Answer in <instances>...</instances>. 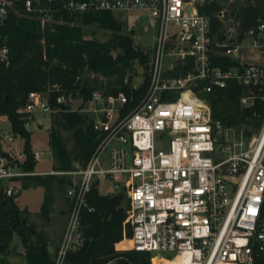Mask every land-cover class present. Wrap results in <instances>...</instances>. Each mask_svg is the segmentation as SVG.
I'll return each instance as SVG.
<instances>
[{"label":"built area","instance_id":"obj_1","mask_svg":"<svg viewBox=\"0 0 264 264\" xmlns=\"http://www.w3.org/2000/svg\"><path fill=\"white\" fill-rule=\"evenodd\" d=\"M203 1L0 0V62L6 65L11 58L3 27L11 15L33 19L41 29L65 15L97 12H146L154 21L153 40L142 47L149 63L146 91L132 108L124 92L94 91L80 109L102 134L93 155L85 166L44 172L70 176L71 205L54 264H65L66 253L83 245L81 211L94 209L86 195L101 175L117 190L127 189L130 248L171 252L175 264L264 260V112L251 111L262 121L247 135L241 126L212 117L199 95L232 81L246 88L241 106L264 100V18L241 31L239 22L222 18L219 10L223 24L215 32L201 10ZM245 49L253 56H245ZM217 53L237 63L222 66L215 62ZM66 101L72 103L64 94L56 97L57 103ZM37 108L49 116L57 110L48 91H30L19 109L27 129ZM32 154L35 161L46 154L54 159L50 148ZM16 155L23 157L21 151ZM14 158L0 152V180L3 193L18 199L20 180L39 172L22 169Z\"/></svg>","mask_w":264,"mask_h":264},{"label":"trees","instance_id":"obj_2","mask_svg":"<svg viewBox=\"0 0 264 264\" xmlns=\"http://www.w3.org/2000/svg\"><path fill=\"white\" fill-rule=\"evenodd\" d=\"M207 3L201 10L209 15L213 30L217 32L223 24L216 15L221 6L212 0ZM230 3L227 15L239 22L241 31L255 24L259 17L264 18V0H235ZM63 20L41 29L33 19L11 15L3 27L11 61L8 65L0 62V115L7 116L13 134L22 138V159L11 157L24 170H34L36 164L30 131L24 126V114L18 111L30 91H48L49 103L57 107L49 117V147L54 156L53 168L69 170L76 163L85 166L102 138V134L94 129L92 116L80 110L91 99L92 93L100 90L115 96L124 92L129 98L127 106L132 108L147 89L150 77L147 54L134 45L133 38L123 30V23L116 19L113 12L80 14L76 17L65 15ZM87 24L110 30L108 37L99 39L86 35L84 26ZM214 58L222 66L237 63L218 53ZM136 65L144 71L141 83L134 87ZM245 90L242 85L229 81L225 87L199 92V95L209 102L212 117L220 119L226 126H243L247 122L261 120L251 115L252 110L261 115L264 112L262 99H257L250 107L241 106L239 98ZM60 94L71 101L80 99V105L75 107L72 103H57L56 97ZM61 130L70 132L71 145ZM23 178L24 186L34 179L36 184L44 187L40 206L43 222L37 225L31 221L28 210L20 207L14 196L3 193L4 184L0 180V252L9 247L13 235H16L24 248L26 264H54L56 252L50 251L48 246L51 240L48 225L51 221L49 212L54 200V184L66 186L70 180L57 174L25 175ZM92 185L86 201L94 209L88 210L86 207L81 211L83 245L69 250L64 263L150 264L153 254L148 251L124 245L116 248L119 241L132 234L127 217L129 203L124 199V193H100L97 185ZM254 264H264V260L257 256Z\"/></svg>","mask_w":264,"mask_h":264},{"label":"rangeland","instance_id":"obj_3","mask_svg":"<svg viewBox=\"0 0 264 264\" xmlns=\"http://www.w3.org/2000/svg\"><path fill=\"white\" fill-rule=\"evenodd\" d=\"M209 0H204L203 7L204 5L208 4ZM214 3H217L218 5L221 6L219 10L222 11V18H228L231 19L227 13L230 11L229 5L231 4L230 2L235 1V0H212ZM114 16L116 19H118L120 22L123 23V30L127 31L130 34V30L133 29L134 32L131 34L134 40V45L137 48L142 49L143 46L146 45V43H150L153 40V23L154 21L150 17L149 14L146 12H139V11H129L127 13L124 12H115ZM232 20V19H231ZM84 31L85 34L88 36H94L99 39H105L108 37V34L110 30L100 27L98 25H85L84 26ZM245 56L252 57L254 53L250 52L249 50L245 49ZM142 67L136 65L135 71H134V76H135V86H138L140 82V78L142 77L143 73ZM93 75V74H92ZM143 95V94H142ZM141 95V96H142ZM140 96V97H141ZM139 97V98H140ZM138 98V99H139ZM80 99H74L73 104L74 106H79L80 105ZM86 104V103H85ZM88 104V103H87ZM86 104V105H87ZM23 105H21L18 108L21 109ZM33 118L30 121L31 124L29 125L28 129L31 131L30 133V138H31V144L33 150H48L49 147V138H48V131L50 127V121H49V114L47 112H44L42 109H35L34 112L32 113ZM261 120H253V122H247L243 126H241L244 129V132L247 133V135L255 133V131L258 130L260 126ZM39 124H42V127H39ZM61 133L63 134L64 137H66L68 144L71 145V137H70V132L61 130ZM9 135V130L3 128L1 135H0V143L4 144L5 150L3 151L5 155L9 156H17L16 152L21 150V144H22V138L16 136L18 138V148L16 149L12 144H10V141L6 139V136ZM14 143V142H12ZM104 155L107 154L106 151H103ZM53 167V162L50 161L49 155H43L38 163H36L34 167V171L36 170H46L49 171ZM57 175H62V174H57ZM66 176L67 175H63ZM69 177V176H68ZM21 185V193L16 199V202L19 204L20 207H24L28 210L29 214V219L31 221H35L37 225L42 224L43 220L41 219V213L40 210H31L29 207L32 209L36 208L39 206V202L42 200L43 193H44V188L41 186H37L39 184H36L34 180H31L26 187L22 185V181H20ZM99 186V191L102 193H115L117 191L116 184L109 178L105 176H99L98 177V184ZM37 186V188H32ZM68 184L65 186L64 184H54V201H56V205L54 206L55 210L57 211H52L51 213V231L50 235L51 237L59 238L62 237L66 223H67V214L63 211H58L60 208L63 207H69L70 199L67 201L65 200V195L66 191L68 189ZM119 191H122L124 193V199L128 200V192L127 189H118ZM68 198V197H67ZM53 201V202H54ZM129 203V200H128ZM29 205V206H28ZM71 205V204H70ZM70 209V207H69ZM13 239L10 242L9 247L3 251L0 252V264H26V259H25V252L24 248L21 245L20 239L18 236L13 235ZM128 238L126 237L123 238L122 242H120L117 246L120 247V245L128 246L129 242L127 241ZM125 248V247H124ZM53 252V251H52ZM165 256L163 255H152L151 262L150 264H171L172 259L169 258V256L172 255V253H164ZM165 260H162V259Z\"/></svg>","mask_w":264,"mask_h":264},{"label":"crops","instance_id":"obj_4","mask_svg":"<svg viewBox=\"0 0 264 264\" xmlns=\"http://www.w3.org/2000/svg\"><path fill=\"white\" fill-rule=\"evenodd\" d=\"M135 85V84H134ZM66 103H71L70 101H66ZM72 105H74L73 104V101H72ZM32 118H33V116H32ZM39 127H42V124H39ZM3 128H5V129H8L9 130V135H7V136H11L12 137V139H8V141H10V144H12V146H14L16 149L18 148V142H17V140H18V138H16V136L13 134V132L11 131V123L9 122V120L7 119V116L5 115V114H2V115H0V135H1V132H2V129ZM30 131V130H29ZM30 133H31V131H30ZM6 136V137H7ZM7 139V138H6ZM12 142H14V143H12ZM22 143H23V141H22ZM21 146H22V144H21ZM32 147V146H31ZM5 150V146H4V144H2V143H0V152H2V151H4ZM32 150H33V148H32ZM19 151H21V150H19ZM16 153H18V151L16 152ZM16 155V154H15ZM38 161L39 160H36V163H38ZM51 162H53L54 163V159L51 161ZM36 165V164H35ZM53 168V167H52ZM54 169V168H53ZM50 170H52V169H50ZM49 170V171H50ZM29 171V170H28ZM30 171H34V170H30ZM37 172H39V173H36V174H41V175H46V174H49V173H44V172H48V171H46V170H36ZM36 171H34V172H36ZM43 172V173H42ZM36 174H33V175H36ZM52 174H54V173H52ZM67 178L70 180V176L68 177L67 176ZM22 179H24V178H22ZM22 179L20 180V181H22ZM32 180H34V179H32ZM35 181V180H34ZM25 183L27 182V179H25V181H24ZM96 185L98 184V178L95 180V182H94ZM38 184V183H37ZM27 186V185H26ZM25 186V187H26ZM37 186H41L40 184L39 185H37ZM37 186H35V187H32V188H37ZM42 187V186H41ZM97 187H98V189H99V186L97 185ZM26 188H29V187H26ZM44 188V187H43ZM118 191L119 190H117L115 193H118ZM100 192V191H99ZM101 193V192H100ZM103 193V192H102ZM44 194V193H43ZM109 194H114V193H109ZM43 198V197H42ZM65 200L67 201L68 200V198H67V195H65ZM42 201V200H41ZM41 201L39 202L40 204H39V206L38 207H36V208H34V209H32L31 207H29L31 210H35V211H37V210H40V206H41ZM54 201V200H53ZM56 201H54L53 202V205L51 206V209H50V212H49V218L51 219V213H52V211H54L55 210V208H54V206L56 205ZM29 206V205H28ZM69 207H70V205H69ZM69 207L67 206V207H63V208H60L58 211H63V212H65L66 214H67V216H68V212H69ZM56 211V210H55ZM57 212V211H56ZM51 221L49 222V225H48V227H49V235H50V231H51V228H50V226H51ZM66 227V226H65ZM63 235V234H62ZM62 238H63V236L62 237H59V238H53V237H51V235H50V242H49V250L50 251H53V252H56V250H57V248L59 247V245H60V243H61V241H62ZM123 240V239H122ZM122 240L121 241H119V242H122ZM119 243H117L116 244V248H118V245Z\"/></svg>","mask_w":264,"mask_h":264},{"label":"bare ground","instance_id":"obj_5","mask_svg":"<svg viewBox=\"0 0 264 264\" xmlns=\"http://www.w3.org/2000/svg\"><path fill=\"white\" fill-rule=\"evenodd\" d=\"M172 263L171 264H175L176 263V258H171Z\"/></svg>","mask_w":264,"mask_h":264},{"label":"water","instance_id":"obj_6","mask_svg":"<svg viewBox=\"0 0 264 264\" xmlns=\"http://www.w3.org/2000/svg\"><path fill=\"white\" fill-rule=\"evenodd\" d=\"M133 32H134V30L131 29V30H130V36H131V38H133L132 35H131Z\"/></svg>","mask_w":264,"mask_h":264}]
</instances>
